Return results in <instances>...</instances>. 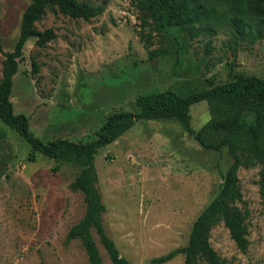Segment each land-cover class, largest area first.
<instances>
[{"label": "rangeland", "instance_id": "obj_1", "mask_svg": "<svg viewBox=\"0 0 264 264\" xmlns=\"http://www.w3.org/2000/svg\"><path fill=\"white\" fill-rule=\"evenodd\" d=\"M102 5L88 20L47 9L36 21L54 39L37 46L30 37L12 76L14 113L47 143L96 137L106 116L134 111L135 98L165 89L185 95L244 75L264 78V38L238 36L226 25L191 38L178 29L160 0H79ZM29 0H0V42L12 50ZM163 13L165 29L157 20ZM222 5L217 6V11ZM31 57L38 69L33 72ZM3 54L0 51V77ZM197 130L209 119L205 100L190 106ZM217 135L214 141L221 140ZM232 162L226 144L204 148L174 119H141L94 155L103 222L129 264H184L183 254L164 263L152 257L185 245L192 222L219 191ZM74 164L32 150L0 120V264H89L77 239L65 234L85 210L80 191L69 188ZM247 239L240 250L218 222L209 242L226 264H264V208L259 166L237 169ZM103 264H113L92 231ZM199 264H206L200 261Z\"/></svg>", "mask_w": 264, "mask_h": 264}, {"label": "trees", "instance_id": "obj_2", "mask_svg": "<svg viewBox=\"0 0 264 264\" xmlns=\"http://www.w3.org/2000/svg\"><path fill=\"white\" fill-rule=\"evenodd\" d=\"M143 1V0H139ZM153 1V0H149ZM169 10L178 29L191 38L201 33H210L216 23L226 25L232 37L233 45L238 36L251 42L264 38V0H160ZM221 4L222 9L217 11ZM47 9L57 10L72 18L88 20L103 10L102 5H93L79 0H29L21 14L18 37L12 50L4 51L0 77V120L14 129L32 148L49 158L76 165L79 169L68 186L80 191L85 210L82 216L71 224L65 234V242L77 239L89 264H103L98 245L93 237L94 231L113 264H129L121 255L114 240L108 235L103 213L106 210L97 187V172L94 155L104 146L141 119H174L187 133L193 136L204 148H219L226 144L232 162L223 175L219 191L204 206L192 222L188 241L168 252L152 257V263H164L177 254H183L184 264H226L209 242L210 230L218 222L228 229L235 245L242 251L248 246L244 213L233 204L240 197L237 169L259 166V193L264 208V78L244 75L215 84L202 90L185 95L165 89L135 98L134 111H114L109 113L103 124L97 129L96 137L85 142H76L67 138H54L45 143L28 131V118L23 113H14L10 92L12 76L18 69L22 57V47L30 37L35 38L37 46H44L55 38L52 27L42 30L36 28ZM157 20L165 29L163 13L156 7ZM33 72L38 69L34 57H31ZM205 100L208 104L209 119L197 130L190 125V106ZM221 135L219 141L213 138ZM38 264H46L40 259Z\"/></svg>", "mask_w": 264, "mask_h": 264}]
</instances>
